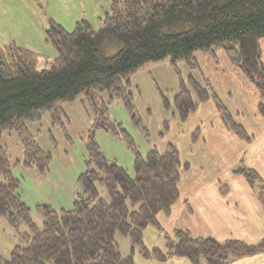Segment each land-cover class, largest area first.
<instances>
[{"label":"trees","instance_id":"trees-1","mask_svg":"<svg viewBox=\"0 0 264 264\" xmlns=\"http://www.w3.org/2000/svg\"><path fill=\"white\" fill-rule=\"evenodd\" d=\"M46 37L57 51V63L42 70L37 68V52L15 43L0 49V139L7 129L18 132L26 167L47 170L51 161V154L41 148L26 121L38 120L47 110L60 119L61 109L55 108V102L81 93H87L94 107L93 89L108 91L130 106L122 77L168 55L176 62L189 59L196 49L223 47L264 101L260 47L264 0H112L99 28L82 19L73 31H67L50 20ZM195 87L200 103L212 100L223 111L228 128L240 138L251 139L216 93ZM198 101L183 90L176 101L178 117L186 120L198 108ZM101 115L103 123L96 119L94 128L115 131L116 125L104 111ZM88 149V169L79 177L82 192L73 207L56 211L38 205L44 216L40 227L30 217L31 209L19 192L20 180L0 143V216L14 226L25 220L30 227L27 244L16 246L8 258L0 255V264H136L132 256L122 255L117 231L144 247L145 256H159L162 262L177 255L192 264H231L264 251V236L255 243L236 238L219 241L176 228L173 237L168 236L167 252L155 248L151 254L144 245V232L150 226L161 228L158 216L169 214L179 199L181 169L189 165L182 163L178 147L169 144L164 150L151 149L146 157L137 152L133 178L123 167L109 163L94 139V129ZM241 162L235 172L246 175L255 186L261 178ZM98 181L106 186L108 199L100 195Z\"/></svg>","mask_w":264,"mask_h":264},{"label":"rangeland","instance_id":"rangeland-1","mask_svg":"<svg viewBox=\"0 0 264 264\" xmlns=\"http://www.w3.org/2000/svg\"><path fill=\"white\" fill-rule=\"evenodd\" d=\"M107 1L109 4L105 9ZM111 1L84 3L72 0H0L4 23L9 22L6 25L7 41L2 45L7 47L15 43L31 49L38 53V69L50 67L57 63V51L46 37L49 21L54 20L67 31H73L77 22L82 19L89 21L94 28H99ZM227 57L223 47L212 46L206 50H194L189 59L181 58L173 62L172 57L168 55L160 60L144 63L122 77L121 87L126 93H130V106L125 99H117L108 91L94 89L91 90V95L96 100L94 107L88 100L87 93H81L71 100L56 101L55 108L61 109L60 119L55 117L54 111L47 110L38 120L26 121L29 131L41 148L51 154L47 170L24 166L23 143L18 132L14 129L5 130L0 143L10 157L14 176L20 180L19 192L22 200L31 209L32 221L40 227L44 223V216L37 208L38 205H47L56 211L73 207L77 194L82 192L79 177L88 169V141L93 129L99 150L109 163L123 167L133 178L136 176L137 152L146 157L151 149L164 150L170 143L180 147L183 160L189 159L194 163L193 169L188 172L189 176L194 170H200V167L208 171L219 169L220 166L216 162L218 154L214 152L210 155L206 152V147L201 141L202 137L206 136L207 127H217V116L212 109V106L216 105L201 104L202 107H209V116L212 117L209 121L195 113L182 122L178 118L176 101L183 90L190 91L198 101L195 85H199L216 93L237 123L248 130L253 128L254 103L250 90L256 87L250 81L247 82L248 79L241 77V72ZM258 108L261 113L264 112L262 104H259ZM103 111L109 121L116 125L115 131L104 127L94 128L96 119L103 123ZM218 112L224 120L223 111ZM239 117L242 118V123ZM202 121L205 126L201 124ZM198 133L203 134L200 139H197ZM214 136L222 137L224 134L218 131ZM195 139L200 140L202 146H192V140ZM191 152L193 157L190 156ZM206 157L208 158L205 159ZM243 162L245 163L244 160ZM241 164V161L233 164L232 172L243 176L251 185L246 175L235 172ZM232 178L230 175L223 180L231 182ZM96 186L100 195L108 199L106 186L99 181ZM255 187V193L261 201L259 207L263 225L264 189L260 186V180L256 181ZM259 211L255 205L254 214L257 219H260ZM160 225L161 228L153 227L152 231L149 228L144 234V245L151 254L155 248L161 251L160 246L166 245L168 236L173 237L175 232H172L171 228H165L161 222ZM175 227L180 228L179 225ZM28 233L30 227L27 221L22 220L18 226H14L7 217L0 216V255L8 258L16 246L26 245L25 237ZM115 238L122 255L132 256L136 264H151L152 259L162 262L159 256H145L142 251L144 247L132 244L129 236L117 231ZM164 251L166 253L167 249L161 252ZM170 258L167 257L163 262Z\"/></svg>","mask_w":264,"mask_h":264},{"label":"crops","instance_id":"crops-1","mask_svg":"<svg viewBox=\"0 0 264 264\" xmlns=\"http://www.w3.org/2000/svg\"><path fill=\"white\" fill-rule=\"evenodd\" d=\"M66 1L69 2L70 0ZM72 1L87 3L102 0ZM108 4L107 1L105 9H107ZM94 6L96 8V5ZM7 24L4 23L3 13L1 11L0 48L6 46L2 44L7 41ZM260 47L264 62V38L260 39ZM228 60L230 61V59ZM236 68L242 73L238 67ZM241 73V77L247 79ZM250 91L253 93L254 127L249 130L247 128L251 134V139L248 141L240 138L235 132L227 128L224 120L220 117L219 110L216 106H212L214 103L212 100L201 102L198 104V108L189 115V117H192V115L198 113V116L209 121L212 118L209 116V107L208 105L202 107V105L209 103L212 109H214L217 116V127L213 125L207 127L206 136L204 137L203 134L198 133L197 139L203 136L201 141L206 147V152L210 153V155L214 152L218 154L216 162L220 166L219 169L208 171L200 167V170H194L189 176L188 172L193 169L194 163L189 159L183 160L180 147L174 143H170L178 147L182 163L188 164L189 167L181 169L179 182L180 197L173 205L171 212L169 214L160 213L158 216L159 221L165 228H171L173 232L177 228H174V226L179 225L180 229L188 230L192 235L213 237L219 241L236 238L248 243H255L264 236V223L262 225L261 207H259V205L261 206V201L255 193L256 187L250 185L240 174L232 172L233 164L244 160L247 167L254 169L258 173L261 178L260 186H263L264 189V112L261 113L258 108L259 104L264 106V101L261 100L256 88H252ZM239 118L242 123V118ZM186 120H182V122ZM201 124L205 126L203 121ZM218 131L222 135L224 134V136H214V133ZM197 139L195 141L192 140V146L201 145L200 140ZM193 149L196 150L195 148ZM210 155L208 154V157ZM190 156L193 157V152H191ZM185 173L187 174L184 177ZM230 175L233 176L231 182L223 180L226 176ZM255 205L260 210V219L255 217ZM149 228L151 231L153 230L152 226L146 230ZM160 249L164 250L165 244L160 246ZM150 263L192 264L188 258L177 255L171 256L165 263L158 262L154 259L150 260ZM232 264H264V251L254 255L242 256L235 259Z\"/></svg>","mask_w":264,"mask_h":264}]
</instances>
